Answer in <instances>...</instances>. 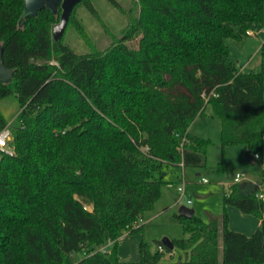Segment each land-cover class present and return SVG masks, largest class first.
Returning <instances> with one entry per match:
<instances>
[{
  "label": "trees",
  "instance_id": "16d2710c",
  "mask_svg": "<svg viewBox=\"0 0 264 264\" xmlns=\"http://www.w3.org/2000/svg\"><path fill=\"white\" fill-rule=\"evenodd\" d=\"M135 3L121 37L78 52L54 36L61 5L24 15L25 0H0L2 60L13 71L0 80V99L20 103L12 153L0 156V264H121L119 239L143 230L168 183L164 164L179 165L185 147L206 152L210 141L189 127L208 106L222 122V147L263 148L264 73L228 63L226 38L264 28V0ZM81 4L99 16L82 0L67 27L86 36ZM7 124L0 108V130ZM223 205L208 221L173 214L186 233L172 240L182 264H264L256 185H229ZM229 206L262 220L253 234L229 227ZM164 248L174 249L161 241L153 254L142 242L140 263L159 262Z\"/></svg>",
  "mask_w": 264,
  "mask_h": 264
},
{
  "label": "rangeland",
  "instance_id": "374dc122",
  "mask_svg": "<svg viewBox=\"0 0 264 264\" xmlns=\"http://www.w3.org/2000/svg\"><path fill=\"white\" fill-rule=\"evenodd\" d=\"M118 1L125 11L113 6L108 0H93L99 16L92 14L83 4L78 5L76 17L81 22L86 36L80 34L73 26H68L62 34L64 41L78 52L105 50L116 38L122 36L129 23V17L138 13L135 0ZM226 44L230 51L226 59L228 63L246 72L253 70L264 73L262 29L240 39L228 37ZM8 75L9 70L0 62V77L5 78ZM0 108L10 126L20 124V103L15 94L0 99ZM189 132L200 139L210 141L206 152L185 147L179 165L164 164V180L168 183L164 185L162 195L154 208L142 216L143 230L133 234L126 233L119 239L121 264H142L140 263L142 242L148 243L151 252L156 254L161 241L185 237L183 226L172 217L175 212L179 213L181 206L194 208L197 216L208 221L210 213L223 212V193L229 185L252 182L256 185L258 193L264 192V145L258 152L259 159L254 158L255 153H248L242 144L222 147V122L214 114L211 106L193 120ZM249 156L253 157L255 163H252ZM237 174L241 175L239 181L236 180ZM179 186H183L184 193L179 191ZM233 218L232 221L235 222ZM231 229L248 235L255 231L249 234ZM103 247L110 249L112 243L107 242ZM94 248L98 249L97 246ZM86 255V250L80 253L82 257ZM180 260H186L183 250L178 247L172 251L164 248L161 259L154 264H182Z\"/></svg>",
  "mask_w": 264,
  "mask_h": 264
},
{
  "label": "water",
  "instance_id": "95a60500",
  "mask_svg": "<svg viewBox=\"0 0 264 264\" xmlns=\"http://www.w3.org/2000/svg\"><path fill=\"white\" fill-rule=\"evenodd\" d=\"M81 1L82 0H25L26 8L24 15L28 13H36L44 7H49L53 10H56L57 7L61 5L63 8V12L61 14V21L54 25V36L56 39H61L63 37L62 34L67 27L70 15L74 7ZM0 62L4 65L2 60L1 47H0ZM7 69L9 70V75L6 76L5 78L0 77V80H9L12 77L13 71L9 68ZM249 159L252 161V163H255V160L253 159L252 156H249ZM179 213L185 217H192L195 214V209L187 206H181V208L179 209ZM164 244L168 246L170 249L174 248V244L170 239L165 240Z\"/></svg>",
  "mask_w": 264,
  "mask_h": 264
},
{
  "label": "crops",
  "instance_id": "0c3cea01",
  "mask_svg": "<svg viewBox=\"0 0 264 264\" xmlns=\"http://www.w3.org/2000/svg\"><path fill=\"white\" fill-rule=\"evenodd\" d=\"M241 71L246 72L244 70H241ZM228 212H229V218H230L229 227L233 229L245 231L249 234L252 233L254 230H256V228L260 225L262 221L259 217L251 215V214H245L234 206H229ZM217 215H219V213ZM232 217H234L233 219L235 220V222L232 221Z\"/></svg>",
  "mask_w": 264,
  "mask_h": 264
},
{
  "label": "built area",
  "instance_id": "2783aa9c",
  "mask_svg": "<svg viewBox=\"0 0 264 264\" xmlns=\"http://www.w3.org/2000/svg\"><path fill=\"white\" fill-rule=\"evenodd\" d=\"M262 30L264 31V28H262ZM249 34H253V31L250 30L248 31ZM13 135H12V130H11V126L9 124H7L3 129L0 130V141H3V147H0L1 152H9L12 153V150L9 148V143L12 139ZM255 159H259L260 158V154L259 153H255L254 155ZM237 180H239L241 178L240 174H237L236 176ZM179 191L184 193L185 189L183 188V186H179L178 187ZM258 195L262 198H264V192H259ZM160 249L162 250L163 247L160 246Z\"/></svg>",
  "mask_w": 264,
  "mask_h": 264
},
{
  "label": "clouds",
  "instance_id": "9594fccd",
  "mask_svg": "<svg viewBox=\"0 0 264 264\" xmlns=\"http://www.w3.org/2000/svg\"><path fill=\"white\" fill-rule=\"evenodd\" d=\"M0 147H3V141H2V143H0Z\"/></svg>",
  "mask_w": 264,
  "mask_h": 264
},
{
  "label": "snow or ice",
  "instance_id": "6c2138e0",
  "mask_svg": "<svg viewBox=\"0 0 264 264\" xmlns=\"http://www.w3.org/2000/svg\"><path fill=\"white\" fill-rule=\"evenodd\" d=\"M0 143H2V141H0Z\"/></svg>",
  "mask_w": 264,
  "mask_h": 264
}]
</instances>
